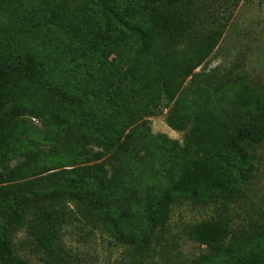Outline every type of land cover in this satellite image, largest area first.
<instances>
[{
    "label": "trees",
    "instance_id": "obj_1",
    "mask_svg": "<svg viewBox=\"0 0 264 264\" xmlns=\"http://www.w3.org/2000/svg\"><path fill=\"white\" fill-rule=\"evenodd\" d=\"M48 1L45 18L65 15L60 31L76 55L87 56L74 59L71 85L62 88L32 52L0 48V264H28L13 241L25 223L40 246L56 241L63 202L75 201L109 230L133 234L163 227L176 203L238 202L264 143V93L244 82L224 94L202 85L186 101L181 86L198 80L193 72L215 40L206 37L184 52L174 47L201 8L180 0ZM162 100L173 103L169 128L182 132L191 124L182 146L164 135L147 143L145 121L123 138ZM32 118L53 129L43 138L50 134L58 149L74 150L81 164L38 172L41 152L23 149ZM88 144L98 150H86ZM149 170L160 182L139 186ZM253 230L233 233L215 218L193 224L188 237L207 250L202 264H264V223Z\"/></svg>",
    "mask_w": 264,
    "mask_h": 264
},
{
    "label": "rangeland",
    "instance_id": "obj_2",
    "mask_svg": "<svg viewBox=\"0 0 264 264\" xmlns=\"http://www.w3.org/2000/svg\"><path fill=\"white\" fill-rule=\"evenodd\" d=\"M10 1V4L0 1V48L32 52L40 58L56 85L69 87L75 75L74 59L80 63L87 55L82 52L80 57L76 55L75 44L60 31L57 21L66 22L65 15L57 16V21L45 18L52 7L48 0ZM179 3L185 8L189 5L201 9L193 10L192 29L174 49L187 51L209 36L215 40L211 52L193 72L199 75L198 80L191 83L187 78L181 86L186 101L191 102L193 96L189 93L202 85L209 92L224 94L231 84L244 82L264 93V0H180ZM172 104L162 100L153 114L128 128L123 138L145 121L151 136L147 143L152 145L155 137L164 135L182 146L191 124L182 132L168 127L166 119ZM27 125L29 136L23 149L41 152L38 172L81 164L82 159L76 157L74 150L67 153L64 148H57L50 134L41 136L53 130L46 131L43 120L27 119ZM84 148L98 150L92 144ZM253 157L252 179L238 202L176 203L171 206L163 227L151 232L138 230L134 234L109 230L75 201L63 202L59 208L64 222L58 239L40 246L34 229L25 223L14 236L15 255L28 264H202L208 253L204 246L188 237V229L193 224L220 218L228 222L233 233L239 234L252 233L254 224L264 223V143L258 146ZM103 163L112 170L106 161ZM154 171L142 174L143 184L139 186L159 183ZM126 180L129 185L135 184L133 176Z\"/></svg>",
    "mask_w": 264,
    "mask_h": 264
}]
</instances>
